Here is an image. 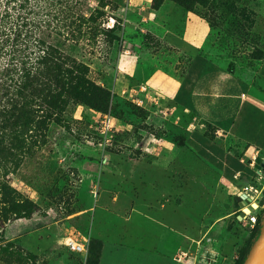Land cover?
<instances>
[{
	"label": "rangeland",
	"instance_id": "obj_1",
	"mask_svg": "<svg viewBox=\"0 0 264 264\" xmlns=\"http://www.w3.org/2000/svg\"><path fill=\"white\" fill-rule=\"evenodd\" d=\"M151 1L80 0L79 31L52 40L89 66L108 101L69 102L46 142L7 176L22 206L16 216L0 210V264H93L104 242L115 256L103 264H184L173 259L183 251L202 253L199 264H237L258 235L239 221L246 185L227 182L190 149L191 116L166 86L195 55L228 69L263 58L264 0L193 10ZM141 212L159 224H140ZM132 225L138 240L125 243ZM66 236H86L87 251L69 250Z\"/></svg>",
	"mask_w": 264,
	"mask_h": 264
},
{
	"label": "trees",
	"instance_id": "obj_2",
	"mask_svg": "<svg viewBox=\"0 0 264 264\" xmlns=\"http://www.w3.org/2000/svg\"><path fill=\"white\" fill-rule=\"evenodd\" d=\"M173 1L193 10L216 0ZM79 29L80 0H0V210L6 206L7 214L16 216L22 206L7 176L46 142L49 125L62 120L69 102L106 107L108 92L88 76L89 66L52 42ZM249 250L242 248L237 264Z\"/></svg>",
	"mask_w": 264,
	"mask_h": 264
},
{
	"label": "crops",
	"instance_id": "obj_3",
	"mask_svg": "<svg viewBox=\"0 0 264 264\" xmlns=\"http://www.w3.org/2000/svg\"><path fill=\"white\" fill-rule=\"evenodd\" d=\"M172 37L174 40L175 36ZM166 88L172 90L173 103L191 116L187 145L203 161L218 169L224 180L235 185L253 184L257 173H264V57L250 66L238 64L228 69L208 57L195 55L176 85ZM248 158H251L249 162ZM257 180L261 185L260 179ZM153 208L161 210L157 205ZM146 209H150L148 204ZM139 220L140 224L145 221L159 224L150 213L141 212ZM165 226L170 229V225L163 223L162 228ZM128 232L130 237L125 243L134 237L138 240L133 225ZM181 236L174 234L180 243ZM110 247L104 242L102 253L97 254L98 262L93 264L111 259L114 253H107ZM124 254L126 257L129 253ZM162 254L165 253H153L158 258ZM200 254L187 253L179 259V253H174L173 259L199 264Z\"/></svg>",
	"mask_w": 264,
	"mask_h": 264
},
{
	"label": "built area",
	"instance_id": "obj_4",
	"mask_svg": "<svg viewBox=\"0 0 264 264\" xmlns=\"http://www.w3.org/2000/svg\"><path fill=\"white\" fill-rule=\"evenodd\" d=\"M257 178L260 179L261 185L256 186L254 184H247L242 190H241V197L243 198H249V201L241 205L240 207V218L239 221H243L248 229L249 232H252L256 229H259L262 219L264 217V183L262 184V179L264 178V173L259 171L257 173ZM252 193V194H251ZM257 202V205L255 206L254 203ZM252 208H250V206ZM245 208H248V211H246ZM65 246L74 252H86L88 245H89V239L86 236L81 237H73V236H66L65 237ZM187 256L186 252H181L179 255H177V258H184Z\"/></svg>",
	"mask_w": 264,
	"mask_h": 264
},
{
	"label": "water",
	"instance_id": "obj_5",
	"mask_svg": "<svg viewBox=\"0 0 264 264\" xmlns=\"http://www.w3.org/2000/svg\"><path fill=\"white\" fill-rule=\"evenodd\" d=\"M248 201L249 198H243L241 205L246 204ZM249 206L252 208L251 205ZM259 228V233L252 243L250 250L242 264H264V217Z\"/></svg>",
	"mask_w": 264,
	"mask_h": 264
},
{
	"label": "bare ground",
	"instance_id": "obj_6",
	"mask_svg": "<svg viewBox=\"0 0 264 264\" xmlns=\"http://www.w3.org/2000/svg\"><path fill=\"white\" fill-rule=\"evenodd\" d=\"M254 205L256 206L257 205V202H255ZM245 209H246V211H248V208H245Z\"/></svg>",
	"mask_w": 264,
	"mask_h": 264
}]
</instances>
